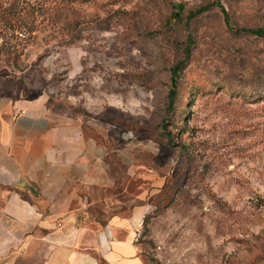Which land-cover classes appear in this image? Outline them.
I'll return each mask as SVG.
<instances>
[{
	"label": "rangeland",
	"instance_id": "obj_1",
	"mask_svg": "<svg viewBox=\"0 0 264 264\" xmlns=\"http://www.w3.org/2000/svg\"><path fill=\"white\" fill-rule=\"evenodd\" d=\"M216 1L229 25L198 11ZM241 27L264 31V0H0L13 90L150 151L144 264H264V33Z\"/></svg>",
	"mask_w": 264,
	"mask_h": 264
},
{
	"label": "crops",
	"instance_id": "obj_2",
	"mask_svg": "<svg viewBox=\"0 0 264 264\" xmlns=\"http://www.w3.org/2000/svg\"><path fill=\"white\" fill-rule=\"evenodd\" d=\"M8 77L0 68V264H144L150 151Z\"/></svg>",
	"mask_w": 264,
	"mask_h": 264
},
{
	"label": "trees",
	"instance_id": "obj_3",
	"mask_svg": "<svg viewBox=\"0 0 264 264\" xmlns=\"http://www.w3.org/2000/svg\"><path fill=\"white\" fill-rule=\"evenodd\" d=\"M211 6H215L217 9L220 10L225 24L229 25L227 12L224 10L223 6L220 3H218V1L206 4L205 6L200 7L198 9V11L204 10V9L211 7ZM173 17L175 19H178L179 18L178 12L173 13ZM233 30L237 31V32H247V33H251V34H255V35H262L264 33V31H262L261 29H250V28H244V27L236 28ZM180 67H181V62H178V63L174 64L170 69L169 88L167 90V102H168L169 107L171 106L172 99H173L174 94H175V83H176V78L178 75V71L180 70ZM162 129L165 133L167 143L171 144L173 142V138L171 137V134L166 130L164 125L162 126Z\"/></svg>",
	"mask_w": 264,
	"mask_h": 264
}]
</instances>
